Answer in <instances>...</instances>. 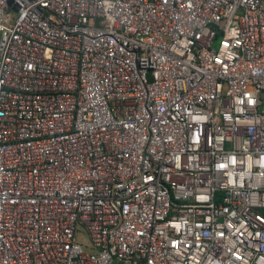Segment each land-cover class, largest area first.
<instances>
[{
	"label": "built area",
	"instance_id": "1",
	"mask_svg": "<svg viewBox=\"0 0 264 264\" xmlns=\"http://www.w3.org/2000/svg\"><path fill=\"white\" fill-rule=\"evenodd\" d=\"M0 264H264V0H0Z\"/></svg>",
	"mask_w": 264,
	"mask_h": 264
},
{
	"label": "rangeland",
	"instance_id": "2",
	"mask_svg": "<svg viewBox=\"0 0 264 264\" xmlns=\"http://www.w3.org/2000/svg\"><path fill=\"white\" fill-rule=\"evenodd\" d=\"M83 241L86 242V238L85 237L83 238Z\"/></svg>",
	"mask_w": 264,
	"mask_h": 264
}]
</instances>
